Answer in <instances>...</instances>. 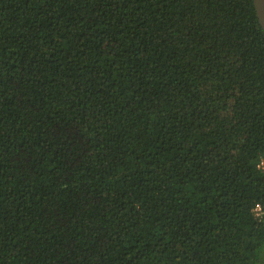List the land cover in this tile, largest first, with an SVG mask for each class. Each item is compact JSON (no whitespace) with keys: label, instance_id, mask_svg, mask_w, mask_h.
<instances>
[{"label":"trees","instance_id":"obj_1","mask_svg":"<svg viewBox=\"0 0 264 264\" xmlns=\"http://www.w3.org/2000/svg\"><path fill=\"white\" fill-rule=\"evenodd\" d=\"M253 0H0V264H264Z\"/></svg>","mask_w":264,"mask_h":264},{"label":"clouds","instance_id":"obj_2","mask_svg":"<svg viewBox=\"0 0 264 264\" xmlns=\"http://www.w3.org/2000/svg\"><path fill=\"white\" fill-rule=\"evenodd\" d=\"M261 3H264V0H261ZM254 165V168L257 172L264 173V153H259L256 157V160L250 161ZM254 214L264 215V208L257 206L253 210Z\"/></svg>","mask_w":264,"mask_h":264},{"label":"water","instance_id":"obj_3","mask_svg":"<svg viewBox=\"0 0 264 264\" xmlns=\"http://www.w3.org/2000/svg\"><path fill=\"white\" fill-rule=\"evenodd\" d=\"M258 22L264 32V3L261 0H253Z\"/></svg>","mask_w":264,"mask_h":264},{"label":"built area","instance_id":"obj_4","mask_svg":"<svg viewBox=\"0 0 264 264\" xmlns=\"http://www.w3.org/2000/svg\"><path fill=\"white\" fill-rule=\"evenodd\" d=\"M257 207V206H256Z\"/></svg>","mask_w":264,"mask_h":264}]
</instances>
